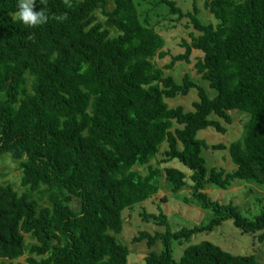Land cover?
<instances>
[{
  "label": "trees",
  "instance_id": "16d2710c",
  "mask_svg": "<svg viewBox=\"0 0 264 264\" xmlns=\"http://www.w3.org/2000/svg\"><path fill=\"white\" fill-rule=\"evenodd\" d=\"M159 3L178 19L188 16L196 29L169 67L190 63L199 50L194 66L204 84L189 74L182 83L165 75L156 63L169 54L165 40L141 20L135 0H114L111 10L109 0H35L33 11L46 17L36 26L15 17L18 0H0V154L18 163L24 189L0 186V264L22 256L27 264H128L129 248L118 239L122 212L159 192L162 171L151 161L165 143L164 161L191 172L188 182L183 170L165 169L173 192L190 184L194 199L218 215L207 226L179 230L162 212L146 215L166 230L133 238L164 246L141 264H262L209 240L189 242L230 219L264 240V205L250 219L202 192L235 180L264 190V0H205L216 24L198 18V0L186 15L174 0ZM194 88L193 110L166 101ZM235 109L249 115L244 134L214 148L228 150L236 168H210L199 132L225 133L212 116L231 123L228 111ZM175 242L188 243L179 258Z\"/></svg>",
  "mask_w": 264,
  "mask_h": 264
},
{
  "label": "rangeland",
  "instance_id": "374dc122",
  "mask_svg": "<svg viewBox=\"0 0 264 264\" xmlns=\"http://www.w3.org/2000/svg\"><path fill=\"white\" fill-rule=\"evenodd\" d=\"M140 9L141 20L153 26L164 38V50L169 54L165 58H156L157 65L163 69L165 75L172 76L177 82L182 83L186 74H189L194 81L202 84L201 77L196 72L195 63L203 54L199 50H193L190 63L176 62L171 68L169 67L173 56L185 51L182 46L184 39L188 42L192 41L191 32L196 29L188 16L178 19V13L170 14L169 8L165 4H160L159 0H135ZM176 6L182 9L184 15L193 11V0H174ZM205 0H198L199 11L198 18L204 23L216 24L217 19L211 14L204 5ZM114 7V0H109L108 9ZM100 22H104L105 17L100 12L97 13ZM147 19V20H146ZM204 84V83H203ZM208 87V88H207ZM211 95L215 94V90L206 85ZM199 100V94L196 88L192 89L187 95H179L173 99H166L171 107L181 105L185 110H193L194 102ZM231 116V123H227L224 119L213 115L214 119L221 122L227 128L225 133L217 131L214 127L206 128L199 132V137L205 139L208 148L204 149L203 155L207 161V165L211 167L224 168L232 171L236 165L231 161L228 150L215 149V144L223 143L229 145L231 142L239 140L244 134L245 125L249 120V115L240 110L228 111ZM168 149L165 143L161 147L160 154L151 161L153 167H157L162 171L160 177V190L148 200L136 204L130 208H126L122 212L123 229L118 235L121 243L126 244L129 248L128 264L144 263L146 256L152 251L161 252L163 244L158 241L154 246L150 247L146 240L141 242H133V238L138 236L142 231H148L154 234L157 231H165L166 226L158 224L154 219H146V215L164 213L168 217L169 225L172 230H179L183 227L193 228L207 226L210 221L217 217V212L213 209L204 208L202 204L195 200L190 184L181 188L178 192H173L172 184L168 181L165 174L167 167H176L186 173L187 181L190 182V171L177 160L170 162L166 159L165 151ZM142 173L147 171L146 168H138ZM12 184L15 189L22 192L20 186V171L18 163L8 154H0V186ZM44 188V187H43ZM202 192L211 200L220 201L222 204H232L247 218L254 219L261 211L264 205V190L249 182L235 180L233 184L227 188H219L212 184L202 189ZM33 198L37 197L36 193H31ZM45 199L41 204H46ZM209 240L223 249L234 254H254L260 263L264 264V240L260 241L257 235L244 233L236 228L233 221L225 220L212 230H202L191 235L190 242H199ZM26 241L31 242L30 235H26ZM188 243L175 242L174 257L179 258ZM27 256H22L15 263L27 264Z\"/></svg>",
  "mask_w": 264,
  "mask_h": 264
},
{
  "label": "clouds",
  "instance_id": "9594fccd",
  "mask_svg": "<svg viewBox=\"0 0 264 264\" xmlns=\"http://www.w3.org/2000/svg\"><path fill=\"white\" fill-rule=\"evenodd\" d=\"M35 0H18L17 11L15 17L23 24L28 26H36L45 22V15L42 11H33Z\"/></svg>",
  "mask_w": 264,
  "mask_h": 264
}]
</instances>
